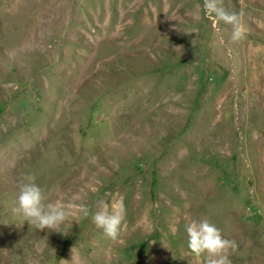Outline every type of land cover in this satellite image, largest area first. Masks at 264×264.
<instances>
[{"label":"rangeland","instance_id":"rangeland-1","mask_svg":"<svg viewBox=\"0 0 264 264\" xmlns=\"http://www.w3.org/2000/svg\"><path fill=\"white\" fill-rule=\"evenodd\" d=\"M203 2L0 0V264H206L202 219L264 264V0H222L239 42ZM28 174L59 232L13 214ZM120 202L111 241L92 216Z\"/></svg>","mask_w":264,"mask_h":264},{"label":"clouds","instance_id":"clouds-1","mask_svg":"<svg viewBox=\"0 0 264 264\" xmlns=\"http://www.w3.org/2000/svg\"><path fill=\"white\" fill-rule=\"evenodd\" d=\"M205 15L215 22L217 29L221 24L231 26V40L239 42L245 38L246 29L242 23V13L229 12L223 7L222 0H204ZM36 177L28 174L19 184V192L13 214L20 215L23 222L36 230L59 232L60 227L70 214L66 208L57 203H45L46 196L41 187L35 182ZM79 211L84 218L89 216V208L81 204ZM126 219V209L120 202L113 211L104 204L92 216L97 229L103 235L116 241L120 236L121 226ZM187 247L196 257L204 256L206 264H231L230 256L238 249L235 240L227 239L220 228L208 219L192 220L185 226ZM67 262V261H66Z\"/></svg>","mask_w":264,"mask_h":264}]
</instances>
